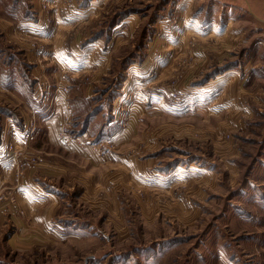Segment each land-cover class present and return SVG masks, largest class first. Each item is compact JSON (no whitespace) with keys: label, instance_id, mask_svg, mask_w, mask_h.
<instances>
[{"label":"rangeland","instance_id":"374dc122","mask_svg":"<svg viewBox=\"0 0 264 264\" xmlns=\"http://www.w3.org/2000/svg\"><path fill=\"white\" fill-rule=\"evenodd\" d=\"M0 264H264V0H0Z\"/></svg>","mask_w":264,"mask_h":264},{"label":"crops","instance_id":"0c3cea01","mask_svg":"<svg viewBox=\"0 0 264 264\" xmlns=\"http://www.w3.org/2000/svg\"><path fill=\"white\" fill-rule=\"evenodd\" d=\"M93 51V50H92ZM91 50L89 51V54H91L92 55V53H90V52H92ZM77 54H79V53H76V52H74L72 55L74 56V57H72V58H68L67 57V63L69 64L70 62H72V60H77V61H80L81 60V57H79V56H77ZM83 59L85 60V64H86V69L88 70V71H94V69H97L98 68V66H93V63H91L90 64V69H88L87 68V64L89 63V59H90V57L89 58H85V57H83ZM83 60V61H84ZM52 61L54 62V60L52 59ZM82 63V61H80V63L79 64H81ZM76 64V63H75ZM55 66L57 67V71L59 72V70H62V71H60V72H65V70H67L66 68H64V66H63V63H61V62H59V63H56L55 64ZM131 68H134V67H131ZM84 70V67H83V69H81V70H77V71H75L74 73H76V74H78V73H80V72H82ZM71 73H73V70L71 69V71H70ZM61 82V81H60ZM60 114H64V111H63V109L62 108H60L59 110H58V112H57V114H55L54 116H53V119L50 121V122H48V123H52V125H53V127H52V129L51 130H48L49 132L51 131L52 133H50V134H52V138L54 139V140H56V132H57V130H58V125H59V120H60V117H59V115ZM51 125V126H52ZM128 129V128H127ZM125 132H129L128 130H124ZM126 136V135H125ZM117 137V136H116ZM125 139H127V137H125ZM79 140H81V142L79 141ZM75 141V144H70L68 147L69 148H72V145H74L75 147L76 146H78V149L80 150V153H82L83 155H85V156H88V155H90L89 157H91L92 159L94 158V161L96 162V163H102V161H100V158L101 157H99L98 155H91V151L89 150V148L91 149V146H89V145H86L85 143L86 142H88L89 141V137L87 136V135H84V136H78L77 137V139L76 140H74ZM105 141V140H104ZM103 141V142H104ZM122 141H124L123 140V136H119L118 135V138H116L115 140H114V138H113V140L111 141L112 143H114V142H116V144L117 143H119V142H122ZM56 142V141H55ZM83 149H88V153H86V152H84L83 151ZM113 157V158H112ZM105 158H107V161L105 162V163H102V164H107L108 162H109V159L111 160V161H114V162H121V165H122V167L125 169V167L126 168H128V170H129V174L131 173L130 172V170L132 169V165H133V160H132V156L131 155H128V157H126V156H124V157H120L119 156V154H110L109 156H107L106 155V157ZM111 164H114V163H109L108 165H104V166H106V167H108L109 165H111ZM114 165H116V164H114ZM31 185V187H32V189H39V187L37 186V185H35V186H33L32 184H30ZM44 197H42V200H43V202H46L47 204H48V207H50V210L52 209L53 210V208H55V210L58 208L57 207V204H58V201H57V197L55 196V194H53V193H50V192H44V195H43ZM38 198V197H37ZM39 198H41V197H39ZM34 200V198L31 200V202L30 203H32V201ZM38 200H40V199H37V200H34V202H38ZM39 203V202H38ZM51 215V214H50Z\"/></svg>","mask_w":264,"mask_h":264},{"label":"built area","instance_id":"2783aa9c","mask_svg":"<svg viewBox=\"0 0 264 264\" xmlns=\"http://www.w3.org/2000/svg\"><path fill=\"white\" fill-rule=\"evenodd\" d=\"M69 93V89L67 85H62L58 83L55 89V96L51 101V105L56 104L54 106L56 110V114L58 110L62 107L64 114L61 116L60 128L57 134L56 142L60 147H68L72 141H74L73 137L70 133L71 119L72 115L70 113V107L68 105L67 95ZM32 126V124H30Z\"/></svg>","mask_w":264,"mask_h":264}]
</instances>
